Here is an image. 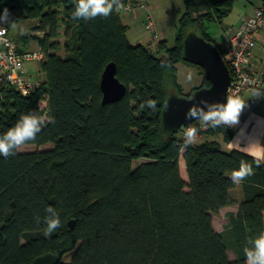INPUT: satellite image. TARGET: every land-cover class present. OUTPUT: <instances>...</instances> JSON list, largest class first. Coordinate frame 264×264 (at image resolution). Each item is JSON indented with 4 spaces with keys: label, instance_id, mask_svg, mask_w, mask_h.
Wrapping results in <instances>:
<instances>
[{
    "label": "trees",
    "instance_id": "obj_1",
    "mask_svg": "<svg viewBox=\"0 0 264 264\" xmlns=\"http://www.w3.org/2000/svg\"><path fill=\"white\" fill-rule=\"evenodd\" d=\"M110 2L109 16L90 20L72 18L73 0L0 3V10L9 9L3 23L9 35L10 23L37 20L33 30L42 35L32 39L44 52L43 81L33 92L0 86V133L20 115L35 113L45 117L44 125L25 144H53L0 155V264H30L44 253L58 255L57 264H246L248 241L264 229V163L257 167L259 158L221 148L214 137L230 141L234 126L207 128L204 139L187 148L178 131L166 136L161 128L167 87L183 94L177 64L194 65L183 58V39L195 31L223 55L205 21L220 23L234 0H203L194 13L193 0H185L174 44L159 40L154 48L129 41L121 1ZM26 44L16 50L26 51ZM162 51L165 57L157 55ZM109 62L127 92L103 104L100 78ZM194 66L201 81L193 89L209 86ZM241 163L253 174L233 183L231 173ZM229 206L236 211L216 230L213 214ZM47 207L61 220L51 234L43 222Z\"/></svg>",
    "mask_w": 264,
    "mask_h": 264
},
{
    "label": "built area",
    "instance_id": "obj_2",
    "mask_svg": "<svg viewBox=\"0 0 264 264\" xmlns=\"http://www.w3.org/2000/svg\"><path fill=\"white\" fill-rule=\"evenodd\" d=\"M119 10L129 12L136 8L146 6V0H120ZM264 25V0L256 6L253 12L244 17L238 26H229L222 29L225 60L231 75L228 87V106L233 110L243 104L242 94L249 89L264 91V77L251 70V57L256 46V37L260 28ZM144 29L149 33L151 41L156 44L159 39L152 17L148 14L144 20ZM44 58V52L40 47L34 50L18 52L15 43L10 39L6 27L0 26V86L10 85L15 87L22 95L30 94L43 81L41 76L27 74L24 64L38 62ZM200 121L195 120L191 124L182 126L178 135L183 140V131L189 126H197L201 137L207 128L200 127ZM229 125V126H233Z\"/></svg>",
    "mask_w": 264,
    "mask_h": 264
},
{
    "label": "rangeland",
    "instance_id": "obj_3",
    "mask_svg": "<svg viewBox=\"0 0 264 264\" xmlns=\"http://www.w3.org/2000/svg\"><path fill=\"white\" fill-rule=\"evenodd\" d=\"M149 8H138L131 10L129 12L120 10V17L123 22L128 23L127 37L131 43H142L145 44V40H149L151 37L149 33H147L144 29V17L146 14H150L152 19L154 20V24L156 27L157 36L162 37L166 40L167 45L170 47L175 42V37L177 33L178 23L181 15L186 10L185 0H147ZM195 5L189 7L190 12L194 13L196 9L203 8V0H193ZM245 6H250L248 1L246 0H234L233 7L231 12L222 18L221 24L224 26L229 19H233L239 13V10H243ZM143 20V21H142ZM37 23L36 19L25 20L17 25L14 29L11 27L10 35L14 39L19 40L18 43L14 42L15 45H19V43H23L21 46L24 47V43L27 50H34L39 47L32 37L41 36L42 33L35 32L33 27ZM217 21H205L206 30L209 34L214 38L217 43L223 41L222 37V29L221 24ZM228 26V25H227ZM9 35V37H10ZM26 37V38H25ZM26 39V40H24ZM62 40V38H60ZM152 42V41H151ZM156 44L152 45V48L155 47ZM60 54H63V49L61 48L59 51ZM166 53L164 51L157 54L158 56L165 57ZM24 69L33 70L30 72H34L32 74H36L38 76H43V72L41 70L40 63L38 62H28L24 64ZM25 71V70H24ZM25 73H27L25 71ZM177 79L183 88V96H187L193 93L195 87L200 84L201 76L198 72L197 67L194 65L179 63L177 65ZM167 89L170 92H173L171 86H168ZM192 91L190 94L189 92ZM189 97V96H188ZM41 103V107H44V103ZM45 120V117H42ZM200 140L197 138L196 141ZM53 144L48 142L44 145L38 147L34 144H24L18 148V151H28L36 148H50ZM140 159L136 160L134 163L139 162ZM180 173L181 176L186 179V171L183 160L180 159ZM232 194L235 198H240V191L237 188L232 191ZM236 206H229L219 209L215 214H213V225L216 230H222L228 222V218L226 216L227 212L230 210L235 211ZM230 258L233 257V253L231 251L228 252ZM70 255H67L63 258V260H68Z\"/></svg>",
    "mask_w": 264,
    "mask_h": 264
},
{
    "label": "clouds",
    "instance_id": "obj_4",
    "mask_svg": "<svg viewBox=\"0 0 264 264\" xmlns=\"http://www.w3.org/2000/svg\"><path fill=\"white\" fill-rule=\"evenodd\" d=\"M3 2L4 0H0V3ZM113 7L114 5L110 0H73L71 16L74 19L83 20H90L98 16L107 17L111 14ZM9 20V9L5 6L0 10V26ZM9 26L14 29L17 27L14 22L10 23ZM254 93L256 95L261 94L259 90ZM208 103L207 100H201L190 106L185 113L186 119L200 121V127L203 128H217L220 125H232L236 122L237 115H233V109L228 106L227 101L211 108L208 107ZM146 106L151 109L156 108V104L152 100L146 101ZM43 125L44 120L35 113L20 115L12 126L0 133V155L4 157L15 155L16 149L37 137ZM199 130L197 126H189L183 131V146L185 148L196 142ZM255 163L259 167L264 161L257 159ZM253 171L251 165L241 163L239 168L231 173L230 179L233 183H239L246 176L252 175ZM46 213L43 222L46 225L47 233L51 234L61 226L60 214L53 207H47ZM244 254L246 264H264V229L250 238L248 246L244 249Z\"/></svg>",
    "mask_w": 264,
    "mask_h": 264
},
{
    "label": "water",
    "instance_id": "obj_5",
    "mask_svg": "<svg viewBox=\"0 0 264 264\" xmlns=\"http://www.w3.org/2000/svg\"><path fill=\"white\" fill-rule=\"evenodd\" d=\"M183 58L199 66L210 85L194 90L189 97L176 92L168 93L161 110V128L166 136L174 134L182 126L196 120L185 117V113L193 104L207 100L208 107L211 108L226 101L228 103L227 91L231 75L218 47L195 31H189L183 39ZM100 89L103 104L116 102L126 94V86L116 77L114 62H109L105 66L100 78ZM72 224L73 220H69L67 223L68 226H72ZM58 261V255L44 253L35 257L30 264H57Z\"/></svg>",
    "mask_w": 264,
    "mask_h": 264
},
{
    "label": "crops",
    "instance_id": "obj_6",
    "mask_svg": "<svg viewBox=\"0 0 264 264\" xmlns=\"http://www.w3.org/2000/svg\"><path fill=\"white\" fill-rule=\"evenodd\" d=\"M246 1H248L250 6H245L243 10H239L237 16L234 17L233 19H229L226 22L225 26L220 23L221 28L222 27L225 28L229 26H238L241 23V20L244 17L250 15L253 12L254 8L258 6L262 0H246ZM143 8H149L147 0H146V6ZM118 13L120 17L121 12L119 11ZM148 14L145 15L143 20H145ZM120 20L122 21L121 17ZM122 23L127 26V30H128V23L123 21ZM158 39L165 40L164 38L159 36ZM220 44H223V41L220 42ZM144 45H147L152 48L153 43L151 42V38L149 40L148 39L145 40ZM250 68L256 74L264 77V25L260 28V30L257 33L256 46L253 50V55L251 57ZM24 70L27 72V74L34 73V72H30L33 70H27V69ZM257 90L260 91L261 93L260 95H256L254 93ZM242 101H243L242 106L240 105L233 110V115L234 116L237 115V120L233 125L235 128V133L233 137L230 139V141L227 142L223 141L221 136H216L214 138L220 142L221 148L223 150L238 149L244 153L255 156L260 160L264 161V91L260 89L246 90L242 94ZM42 103H44L45 106L46 104L45 101H42ZM198 138H200V140L196 142L202 141L204 139V137H198Z\"/></svg>",
    "mask_w": 264,
    "mask_h": 264
}]
</instances>
